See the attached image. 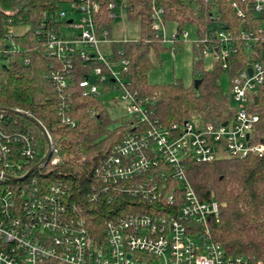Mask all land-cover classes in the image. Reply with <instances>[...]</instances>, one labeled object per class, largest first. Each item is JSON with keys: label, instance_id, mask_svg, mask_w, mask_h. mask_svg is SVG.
<instances>
[{"label": "built area", "instance_id": "1", "mask_svg": "<svg viewBox=\"0 0 264 264\" xmlns=\"http://www.w3.org/2000/svg\"><path fill=\"white\" fill-rule=\"evenodd\" d=\"M69 3L75 18L67 19V24L56 23L55 28H43L47 55L65 62L62 70L51 68L48 77L64 88L71 68L70 56L76 54L85 63L99 62L89 76L79 81L83 94L97 93L98 86L105 83L120 91L125 113L133 117L132 132L95 170L94 183L84 198L96 206L116 200L123 206L115 212L105 210L103 225L97 229L94 218L87 220V214H92L88 210L93 207H87L82 198H72L65 183L57 180L45 184L36 177L24 181L35 165L41 166L42 158L34 159L36 150L26 132L0 129V264H260L250 256L226 254L211 238L209 223L218 220L219 205L215 199L204 200L196 194L184 165L188 158L205 162L223 155L264 153V143L251 140L257 115L250 114L245 106L247 92L264 81V26L256 30L262 32L260 58L232 78L230 94L236 107L231 120H225L224 125V121L198 124L193 120L161 125L145 106L148 100H140L121 75L129 60L121 50L116 57L109 49L110 40L97 36V1ZM231 6L236 14L242 13L236 1ZM108 7L117 8L112 16L124 15L122 0H112ZM254 8H261L258 0ZM151 16L155 34L172 45L174 31L166 37L159 10L153 7ZM61 19H65L62 10L56 17ZM133 24L139 28L137 22ZM71 27L77 29L76 34H68ZM243 35L248 38L253 32ZM186 36L187 32L182 31L181 37ZM217 36L223 43L229 39L223 31H218ZM127 38L124 33L122 40ZM3 41L0 40V62L17 49L9 34ZM211 51L225 66L227 48ZM3 112L0 109V119ZM58 113L62 122L74 124L61 107ZM58 160V156L51 158V162Z\"/></svg>", "mask_w": 264, "mask_h": 264}, {"label": "trees", "instance_id": "2", "mask_svg": "<svg viewBox=\"0 0 264 264\" xmlns=\"http://www.w3.org/2000/svg\"><path fill=\"white\" fill-rule=\"evenodd\" d=\"M70 1L0 0V40L9 34L17 45V49L0 62V108L30 113L45 127L52 142L53 151L47 161L31 169L24 181L36 177V181L45 184L57 180L65 183L72 198H82L87 207H93L88 210L92 214H87V220L94 218L91 223L97 224L98 229L103 225L105 210L115 212L123 205L116 200L110 205L96 206L84 195L93 185L95 170L104 158L132 132L133 117L126 113L113 117L96 92L83 94L79 81L90 75L91 68L99 63L96 60L87 64L72 54L64 88H59L48 77L51 68L62 70L65 62L47 55L43 28L50 25L55 28L56 23L67 24V19L58 21L56 17L62 3ZM96 1V34L110 40L109 49L116 57L121 50V55L129 60L121 75L140 100H148L145 106L150 109L152 118L161 125L183 120L198 124L231 120L236 107L230 94L232 78L261 56L262 32L256 30L264 26V0H258L259 10L254 8L256 0H122L126 21L139 25L138 31L126 40L110 35L112 13L117 11L108 7L112 0ZM232 1L242 9L240 15L231 6ZM153 7L159 10L164 23H174L172 45H165L155 34ZM187 24L194 26L192 61L195 78H200L197 87L193 82L184 85L178 78L166 83L148 82L151 57L160 61L164 50H181V32ZM20 26H24L23 31H14ZM218 31L229 36L226 43L219 39ZM245 32H253V36L247 38L243 35ZM223 47L227 48L225 66L211 51H220ZM207 53L211 54L209 65L204 64L203 55ZM223 75L228 79V92L221 87ZM102 87L111 90L108 83ZM245 106L250 114L257 115L251 140L264 143V81L247 92ZM59 107L74 121L73 125L61 121ZM140 127L144 129V125ZM0 129L26 132L36 150L34 159L39 160L45 154L47 142L42 132L22 115L3 112ZM53 156H58L59 160L51 162ZM163 169L168 170L165 165ZM184 170L196 194L204 200L215 199L219 205L218 220L209 223L211 238L230 256H250L264 264V153L244 157L223 155L205 162L188 158ZM126 199L130 201L132 197Z\"/></svg>", "mask_w": 264, "mask_h": 264}, {"label": "rangeland", "instance_id": "3", "mask_svg": "<svg viewBox=\"0 0 264 264\" xmlns=\"http://www.w3.org/2000/svg\"><path fill=\"white\" fill-rule=\"evenodd\" d=\"M61 10L64 12L65 19L76 17V14L70 10L69 2L62 3ZM163 29L166 37H171L174 31V23L170 21L165 22ZM23 30L24 26H20L17 29L14 28V31L17 32H21ZM184 30L187 32V36L183 38L181 50L172 53H170V50H164L160 54V61H157L155 57H151L152 66L147 73L148 82L166 83L176 78L180 79L184 85L187 86L193 82L195 79L192 61L193 42L195 40L194 26L187 24L184 27ZM137 31V25L127 22L123 14H119L112 19L110 27V35L112 37H122L124 33L127 34V36H132L133 33ZM76 33V28L71 27L68 29V34ZM168 43L169 42L165 43V45H168ZM203 58L204 64L209 65V62L211 61V54H204ZM228 84L226 75H223L221 77V87L225 92H228ZM102 88V85L98 86L97 96L106 103L110 115L117 117L125 114L126 111L124 102H120L119 99L120 91L118 89L105 90ZM232 103H234L233 100Z\"/></svg>", "mask_w": 264, "mask_h": 264}, {"label": "water", "instance_id": "4", "mask_svg": "<svg viewBox=\"0 0 264 264\" xmlns=\"http://www.w3.org/2000/svg\"><path fill=\"white\" fill-rule=\"evenodd\" d=\"M250 71H251V69L248 68L249 73H250ZM199 82H200V78H195L193 80V86L196 88ZM0 109L3 111L18 113L38 127V129L42 132V134H43V136L47 142V150H46L45 154L42 156V160H41L42 161L41 164H44L47 161V159L49 158L51 151H52V142H51L50 136H49L48 132L46 131L45 127L33 115H31L30 113H27L25 111L14 109V108H0ZM225 123H226L225 121L222 122L223 125ZM36 167H37V165H35L33 168H36Z\"/></svg>", "mask_w": 264, "mask_h": 264}, {"label": "bare ground", "instance_id": "5", "mask_svg": "<svg viewBox=\"0 0 264 264\" xmlns=\"http://www.w3.org/2000/svg\"><path fill=\"white\" fill-rule=\"evenodd\" d=\"M71 58H72V56H71ZM88 64V63H87Z\"/></svg>", "mask_w": 264, "mask_h": 264}]
</instances>
